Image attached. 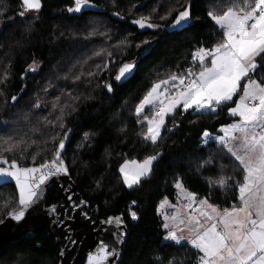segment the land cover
I'll return each mask as SVG.
<instances>
[{
    "label": "trees",
    "instance_id": "trees-1",
    "mask_svg": "<svg viewBox=\"0 0 264 264\" xmlns=\"http://www.w3.org/2000/svg\"><path fill=\"white\" fill-rule=\"evenodd\" d=\"M89 2L95 5L93 11L74 13L67 10L74 7V0H41L37 14L28 17L19 15L24 11L20 0L0 3V107L6 105L0 118L12 126L0 131V137L6 139L19 131L18 138H23L15 153L2 151L7 145L0 140V156L9 162L16 159L20 167L39 165L54 158L59 140L64 139L62 158L81 200L89 209L96 208L101 218L121 216L127 226L129 237L119 264H169L170 259L175 264H198L199 253L188 243L163 241L165 231L157 206L163 198L174 201L177 180L188 193L222 210L237 202L236 182H242V167L217 144L204 146L201 140L205 128L217 133L220 126L236 119L228 111L234 104L219 107L215 115L194 116L189 111L177 114L175 120L166 117L157 145L143 137L147 124L142 117L149 110L138 123L135 108L154 82L188 68L197 71L192 53L201 47L210 49L222 38L208 12L222 14L233 0ZM184 7L190 8L191 27L169 31L168 25ZM114 11L121 14L122 21L110 17ZM141 16H151V23L163 27L140 32L129 21ZM160 16L167 18L161 20ZM33 59L42 66L37 74H26ZM126 62L135 63V73L117 82L114 77ZM88 71L95 76L88 77ZM77 75L79 80H75ZM105 83L111 84V92ZM12 96L17 100L12 101ZM72 97L78 99L73 102ZM37 102L39 108L34 107ZM65 104L72 107L65 108L61 128L56 117ZM169 128L173 130L169 132ZM64 133H68L66 138ZM157 152L161 155L154 161L151 175L127 188L120 165ZM209 159L211 163H205ZM221 177L227 182L224 188L219 186ZM0 193L3 220L20 207L13 185L1 186ZM44 202L46 206L60 205L55 187L48 189ZM130 207L136 220L129 215ZM60 250L55 239L42 231L1 251L0 264H59Z\"/></svg>",
    "mask_w": 264,
    "mask_h": 264
},
{
    "label": "snow or ice",
    "instance_id": "snow-or-ice-1",
    "mask_svg": "<svg viewBox=\"0 0 264 264\" xmlns=\"http://www.w3.org/2000/svg\"><path fill=\"white\" fill-rule=\"evenodd\" d=\"M2 2L3 0H0V3ZM74 3L75 7H69L68 12L79 13L84 7L94 6L89 4V0H74ZM22 4L26 11H39L41 8V0H22ZM19 15L23 17L25 13L22 11ZM208 16L221 31L222 38L212 48L201 47L192 53V62L198 64L199 71L189 68L183 73L171 74L167 79L153 83L137 104L135 114L138 117L137 122L140 123L142 114L151 110L150 117H142L147 124L143 137L157 145L161 139V129L166 127V117L170 116L175 120L177 114L183 115L189 111L194 116L215 115L219 107L229 102L235 105L229 107L228 111L239 119L220 126L218 131L222 134L219 135H213L205 128L201 133V140L204 146L217 144L239 162L243 169V178L242 182L236 183L241 206L219 211L207 200H201L197 205L198 214L189 213L185 218L178 220L174 211L170 219L174 225L177 221L186 225L187 242L202 253L198 257V264H264V0H242V3L233 0L222 14L209 11ZM166 18L160 16L161 20ZM150 20L151 16H141L133 23L141 29L163 27L151 23ZM190 27V8L184 7L168 25V30L187 31ZM142 43L147 44L148 41ZM120 44L128 46L126 41H121ZM147 51L146 49L145 52ZM108 55L111 56V53ZM107 66L104 65L105 68ZM29 68H32V65H29ZM134 68L133 63H123L114 79L117 82L128 80L133 75ZM97 69H100L99 65ZM87 76L94 77L95 73L88 71ZM80 78V75L75 76V80ZM104 87L109 92L112 91L111 84L105 83ZM235 96H239V99L234 100ZM76 99L78 97H72L73 102ZM11 100L16 101L17 96H12ZM34 107L39 108V102ZM52 107L55 109L57 105L54 103ZM70 107L71 104L60 107L61 115L57 116L56 120L60 121L61 128L64 126L62 116L65 108ZM172 130L168 129L169 132ZM64 135L67 137L68 133ZM85 138L87 139V136ZM52 139L55 140L56 137L53 136ZM0 140L7 145L2 151L13 152L23 138L14 140L12 136H8L6 139L0 137ZM64 149L65 140L60 139L54 158L36 167H20L16 159L9 162L0 156V179L5 182L14 181L19 190V210L7 213L8 220L16 227L25 228L28 217L41 213V193L44 186L53 178L68 175L69 169L62 158ZM160 155L159 152L149 155L138 164L133 161L136 166L131 169L127 168L128 162L125 161L119 169L124 185L131 189L138 185L142 178L149 177L153 163ZM205 163H211V160ZM97 184L99 185V181ZM219 186H227L223 177L219 180ZM175 187L183 192V185L179 180ZM185 198L195 202L194 193H187ZM132 204L135 205L136 201H132ZM86 206V202L81 200L79 203H73L70 211L79 210L81 216L90 220L84 211ZM191 206V203L185 205L186 208ZM193 211L195 212V209ZM43 214L55 217L54 222L59 224L65 222L62 217L72 218L67 216L66 212L58 213L55 205L49 206ZM129 215L132 220L138 218L131 207ZM3 223L4 221L0 220V224ZM103 223L113 225L118 230L112 235L117 244L121 243L126 235L122 217H109ZM163 227L168 230L164 239L180 245L184 236L177 235L175 228H170L168 223ZM180 231L183 232L184 229ZM117 255L118 249L115 246L101 241L98 251L95 254L89 253L88 264H111L109 257ZM169 264H175V261L170 259Z\"/></svg>",
    "mask_w": 264,
    "mask_h": 264
},
{
    "label": "water",
    "instance_id": "water-1",
    "mask_svg": "<svg viewBox=\"0 0 264 264\" xmlns=\"http://www.w3.org/2000/svg\"><path fill=\"white\" fill-rule=\"evenodd\" d=\"M20 2L22 3V0H20ZM89 4L93 5L90 2ZM94 9L95 5L93 7H84L81 12L93 11ZM23 10L25 11L24 5ZM116 13L118 12H111L110 17L115 20L122 21L123 17L121 16V14L118 13L119 15H116ZM134 20L136 19L130 20L129 24L132 27L137 28L138 31L144 32L151 30L148 28H139L138 25L133 23ZM133 64L135 65V63ZM135 70L136 66L134 68V73ZM4 166L7 167V165ZM36 166L39 165H31L27 167ZM5 184H11L14 186L17 200L19 201V190L15 186V182H5L4 179H0V187ZM52 186L55 187L60 197L61 214L63 210L71 209L73 203H79L81 201V196L77 192L76 185L71 180L69 173L68 175H61L59 177L53 178L48 182L46 186H44V189L41 193V213L33 214L28 217L27 226L25 228L16 227L12 222L8 220L7 215L4 217V219L2 220L4 221V223L0 224V252L5 248L11 246L14 242L21 238L31 239L38 233L45 231L49 237L55 239V243L57 245L62 246L64 240H67L66 244L63 246V248H61L59 252V264H88L89 253L95 254L98 251V245L101 241L106 242L110 246H115L118 249V255L115 257H109V261H111V264H119L122 257V251L129 237V231L125 223L123 230L125 231L126 235L122 238V242L119 244L116 243V239L112 235L113 232L118 230L113 225L103 223L104 221H107L109 217L114 216H109L102 219L96 217V219H94L93 214L96 213L97 215L98 213L96 208H93L91 213L88 215L91 218L90 220H86L79 214V210H77L76 212L71 213V219L62 217L65 221L64 224L55 223V217H49L43 214V211L49 207L45 205V196L48 189ZM69 198H71V200ZM84 209L88 210L89 206L87 205ZM61 252H63V255H61ZM105 264H108V262H105Z\"/></svg>",
    "mask_w": 264,
    "mask_h": 264
},
{
    "label": "rangeland",
    "instance_id": "rangeland-1",
    "mask_svg": "<svg viewBox=\"0 0 264 264\" xmlns=\"http://www.w3.org/2000/svg\"><path fill=\"white\" fill-rule=\"evenodd\" d=\"M24 13H25V16L24 17H28V16H30V15H32V14H37V11H23ZM0 26H1V23H0ZM127 63H130V62H127ZM192 63V62H191ZM29 65H32V68H29ZM29 65L26 67V74H37V72L40 70V68H41V66H42V62L41 61H39V60H37V59H33L32 61H31V63H29ZM198 71V70H197ZM156 82H158V81H156ZM155 83V82H154ZM153 85V84H152ZM152 87V86H151ZM149 91V90H148ZM240 94H242V91H241V93ZM239 99V96H237L236 97V100H238ZM24 102V101H23ZM22 102V103H23ZM21 103V104H22ZM4 108H6V105H3V106H1L0 107V112H3L4 110ZM8 108V107H7ZM8 109H10V108H8ZM148 115L149 116H151V110H149V112H148ZM231 115V114H230ZM234 121H237V119H233L231 122H234ZM15 122V121H14ZM14 122H12V123H14ZM10 128H12V126L9 124V121L8 120H6V119H2V118H0V131L3 133L4 131H6L7 129H10ZM20 134V132L19 131H17V132H12L11 133V136L13 137V139L14 140H20L19 138H18V135ZM20 145H21V143L19 144V147H20ZM15 150V149H14ZM14 150H13V153H15L14 152ZM146 158V157H145ZM145 158H143V159H141V160H136V159H131V160H125V161H127L128 162V164H127V168H129V169H131V168H134L136 165L135 164H133V161H135L136 162V164H138V163H140V162H142ZM125 161L122 163V164H124L125 163ZM121 164V165H122ZM120 165V166H121ZM119 169H120V167H119ZM119 173H120V171H119ZM120 175H121V173H120ZM121 179H122V181H123V178H122V175H121ZM220 180V179H219ZM6 185V184H5ZM4 186V185H3ZM175 189H176V195H175V198H174V201L171 203L170 202V200H168L167 198H163L160 202H159V204H158V206H157V212H158V214H159V216L161 217V220H162V228H163V230L165 231V233H164V235H163V241H166L165 239H164V237L167 235V229H165L164 227H163V225L165 224V223H168L169 224V227L170 228H175V230H176V232H177V235H183L184 236V240L186 241V240H188V232H187V228H186V225H184V224H179L178 223V221H177V223L174 225L173 224V221L170 219V217L172 216V214H173V212L175 211L176 213H177V216H178V220L179 219H181V218H185L186 217V215L184 214V206L186 205V204H190V203H193L192 201L190 202L189 200H187L185 197H186V190H185V188L183 187V192L180 190V189H177L176 187H175ZM1 194V193H0ZM4 194H6V193H4ZM7 195V194H6ZM166 201V202H165ZM187 201V202H186ZM186 202V203H185ZM236 204V203H235ZM234 204V206L233 207H237V205H235ZM13 205H14V201H13ZM192 205V204H191ZM232 207V208H233ZM186 208V207H185ZM193 208V205L190 207V208H186V210H187V215L189 214L188 213V211L190 210V209H192ZM219 211H221V209L220 208H218V207H216ZM232 208H226V209H229V210H231ZM224 210V209H223ZM191 211H193V210H191ZM199 212V209L198 208H196L195 209V213L194 214H197ZM166 217H168L169 219H166ZM181 229H184V231L183 232H181L180 230ZM187 238V239H186ZM182 242H184V241H182Z\"/></svg>",
    "mask_w": 264,
    "mask_h": 264
},
{
    "label": "crops",
    "instance_id": "crops-1",
    "mask_svg": "<svg viewBox=\"0 0 264 264\" xmlns=\"http://www.w3.org/2000/svg\"><path fill=\"white\" fill-rule=\"evenodd\" d=\"M198 71H199V67H198V69H197ZM233 106H235V105H233ZM232 106V107H233ZM236 119L238 120L239 118L238 117H236ZM234 122H236V121H234ZM234 122H229V123H227V124H230V123H234ZM227 124H224V125H227ZM220 128V127H219ZM218 128V129H219ZM213 135H219V134H222V133H220L219 131H217V133H212ZM238 162V161H237ZM239 163V162H238ZM187 191H186V195H187ZM201 200H205V199H198V198H196V196H195V202L194 203H191L192 205H193V208L192 209H190L189 211H188V213H192V214H194L195 212L194 211H191V210H194V209H196L197 208V205L199 204V202L201 201ZM171 202V201H170ZM187 202V201H186ZM185 202V203H186ZM191 202V201H190ZM172 203V202H171ZM209 203V202H208ZM235 205H237V207H240L241 206V202H240V199H239V191H238V200H237V202H236V204ZM234 206V205H233ZM233 206H231V207H229V209L230 208H232ZM221 211H223L222 209H221ZM187 210H186V208H185V206H184V214L187 216ZM198 214V213H197ZM187 239V238H186ZM184 242H186V243H188L187 241L188 240H183ZM190 246H191V244L190 243H188ZM195 249V248H194ZM198 253H199V251L197 250V249H195ZM200 255H202V253H199V256Z\"/></svg>",
    "mask_w": 264,
    "mask_h": 264
},
{
    "label": "flooded vegetation",
    "instance_id": "flooded-vegetation-1",
    "mask_svg": "<svg viewBox=\"0 0 264 264\" xmlns=\"http://www.w3.org/2000/svg\"><path fill=\"white\" fill-rule=\"evenodd\" d=\"M74 7H75V5H74ZM74 7H73V8H74ZM52 187H54V186H52ZM60 206H61V204H60V205H57V212H58V213L61 212ZM84 211L87 212V214L89 215V214L91 213L92 209H88V210L84 209ZM65 212L67 213V216H71L72 211H70V209H65V210H63L62 213H65ZM93 217H94V219H96V217H98L99 219H102V218L99 216L98 213H97V215H96V213H94V214H93ZM66 242H67V240H64L62 246H60V249L63 248V246L66 244Z\"/></svg>",
    "mask_w": 264,
    "mask_h": 264
},
{
    "label": "built area",
    "instance_id": "built-area-1",
    "mask_svg": "<svg viewBox=\"0 0 264 264\" xmlns=\"http://www.w3.org/2000/svg\"><path fill=\"white\" fill-rule=\"evenodd\" d=\"M189 69V68H188Z\"/></svg>",
    "mask_w": 264,
    "mask_h": 264
}]
</instances>
